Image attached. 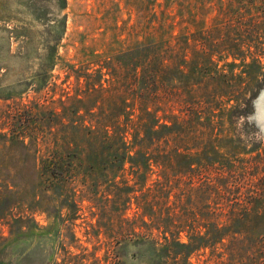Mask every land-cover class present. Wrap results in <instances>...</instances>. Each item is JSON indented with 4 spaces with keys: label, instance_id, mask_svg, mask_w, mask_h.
<instances>
[{
    "label": "trees",
    "instance_id": "1",
    "mask_svg": "<svg viewBox=\"0 0 264 264\" xmlns=\"http://www.w3.org/2000/svg\"><path fill=\"white\" fill-rule=\"evenodd\" d=\"M57 4L64 10L68 0ZM140 11L135 41L99 55L92 71L66 62L95 97L89 119L84 105L66 118L48 97L25 102L0 76V99H12L0 107V206L32 188L0 248L51 225L39 223L37 210L64 222L83 185L106 237L94 264H196L192 253L207 248L203 264H264V142L239 147L235 132L220 142L222 132L207 131L219 108L247 115L264 86V0H141ZM9 19L0 1V71L4 51L23 54L30 42ZM53 28L37 90L56 84L66 13ZM19 37L22 50L13 52ZM126 170L133 176L122 177ZM46 264L68 261L52 254Z\"/></svg>",
    "mask_w": 264,
    "mask_h": 264
},
{
    "label": "rangeland",
    "instance_id": "2",
    "mask_svg": "<svg viewBox=\"0 0 264 264\" xmlns=\"http://www.w3.org/2000/svg\"><path fill=\"white\" fill-rule=\"evenodd\" d=\"M0 1L3 2L10 16L9 24L19 27L30 40L27 51L25 50L23 54L9 55L5 51L2 53L1 62L4 65L0 71L2 83L6 86H14L16 91H23L25 102L34 99L43 100L48 97L47 102L50 105L68 114L66 118L76 117L75 113L69 109L84 105L87 108H83L82 112L89 119L91 114L86 110L93 106L95 97L90 94L85 78L78 80L75 72L67 67L66 62L75 64V68L89 66V70L92 71L94 67L99 66L96 63L99 55L103 56L113 50L116 52L124 48L126 43L132 42L133 39L135 41V28L141 26L139 24L141 0H68L64 10L57 4V0ZM65 13L67 29L60 43L63 61L58 63L53 71L56 84L51 82L37 90L39 80L36 74L40 66L41 53L51 31L54 30L53 24H59V19ZM20 37L13 40V52L21 49ZM78 96L83 101L77 100ZM11 101L12 99L6 101L0 99V107L6 109V104ZM217 111H219V115L215 117L217 122L209 125L208 132L212 131L213 134L217 131L222 132L219 137L226 133L230 136L232 132H235L232 142L239 144V147L250 148L254 144H259L260 141L264 142V86L254 97L247 115H231L228 108H219ZM220 142H227V138L222 137ZM129 164L128 162V169ZM125 175L133 176L128 170L122 177ZM82 187L83 185L78 187L80 189L76 195L78 209L74 206L71 207L72 209L65 207L63 215L67 218L64 222H56L55 218L46 211L37 210L35 217L39 223L43 226L51 225L41 230L13 235L15 238H10L7 240V245L3 249L0 248V264H46L52 254H56L61 263L65 260L68 264H82V262L94 264V252L98 248L99 254H103L106 237L104 231L100 235L97 234L99 208L85 195L86 189ZM31 191V187L25 186L11 196V203L6 205L2 203L0 206V209L4 210V213L0 215V240L1 234L5 237L10 235L11 224L16 222L13 216L18 217L28 208L29 203L26 202L28 197L30 198ZM102 194L101 188L97 195L100 204L102 200L107 202L106 196ZM108 208L114 211L111 201L108 203ZM136 209L135 199H133L132 207L129 209L131 217ZM135 217L140 216L137 214ZM108 218L110 217H105L103 223L108 225L110 221ZM26 220L27 215H24L22 222L26 223ZM111 232L108 229V234ZM182 235L186 238L184 233ZM99 237H101L100 240ZM102 241H104L103 244H101ZM133 250L130 248V253ZM208 253V248L205 253L203 249L195 250L191 258L196 261V264H203V259L208 256ZM128 262H135V259L130 258Z\"/></svg>",
    "mask_w": 264,
    "mask_h": 264
}]
</instances>
